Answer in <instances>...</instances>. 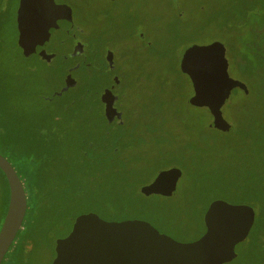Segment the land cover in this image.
<instances>
[{"label": "rangeland", "instance_id": "obj_1", "mask_svg": "<svg viewBox=\"0 0 264 264\" xmlns=\"http://www.w3.org/2000/svg\"><path fill=\"white\" fill-rule=\"evenodd\" d=\"M60 1L68 3L73 9L75 26L81 29L80 33L77 30L74 33L85 42L82 44L85 46L88 62H105L101 58L105 49L100 41L101 33H105L103 35L107 37V47L112 44L111 47L116 52V61L119 62L121 55H124L127 62L132 59V64L136 66L134 74L129 69L128 73H124L128 84L127 101L131 102L129 105L126 102L122 104L124 110L130 108L136 120L134 133H143L146 137L145 132L154 126L170 134L163 141L142 147L135 152V156L131 154L127 161L134 165L130 167L136 171L151 168L152 178H143L147 182L160 171L172 167H177L182 172L176 196L172 200L152 197L154 202L159 200L156 203L158 207H154L146 203L144 198L147 196L142 195L141 188L136 187L134 193L140 198L138 200H142V209L124 212L109 206L103 218L121 221L140 219L138 216L146 217L161 233H167L182 242L194 241L205 232V211L219 196L209 187L223 173L235 172L233 168L240 163V153L237 152L236 156L230 146H227L228 149L224 146V133L212 127L202 129L210 118L203 108L188 104L192 87L181 75L178 65L180 67L186 47L219 41L226 48L231 78L250 86V79L240 75L234 66L247 57L254 63L259 77L253 83L264 81V64L262 66L259 63L264 60V0ZM16 8L17 5L13 3L8 7L7 34L9 39L19 44ZM116 35L120 38L118 41L114 39ZM62 39H67L68 43L65 41L63 47L56 49L61 50L59 53L67 59L57 57L51 65L37 56L20 61L24 68L31 66L36 70V77L31 79L30 84L39 93L37 97L34 96L28 84L26 94L30 103H26V109L38 114L46 122L53 117L62 126L56 129L59 141L45 159L48 168L41 181L40 195L35 197L34 186L29 182L25 185L28 209L22 230L26 228L27 231L19 232L2 264H51L56 255V241L72 230L73 222L79 215L92 212L98 214L99 205L107 207L116 201L114 195H110L108 190L104 194V191L118 180L110 177L112 175L108 169H94L97 154L82 143L86 140H98L102 131L107 129L99 93L106 82H109V77L93 81L87 86L89 91L83 92V89L78 88V94L87 95L84 104L93 109L92 127L78 118L65 115L63 107L68 105L76 90L67 91L60 96L56 94L64 87L65 70L72 67L76 59L68 55L73 41L61 33L56 36V40ZM12 48L16 50L15 47ZM51 50L50 46L49 51ZM95 50L96 54H93ZM134 51L138 54L136 59ZM78 60L82 61L84 57ZM121 63L122 61L119 62L120 65ZM96 66L92 65L93 68ZM10 68L7 58L0 61L3 72H8ZM83 72L84 67H81L75 73V77L81 82ZM243 99L244 94L236 88L222 109L224 119L233 127L237 124V117L232 111L234 103L241 104ZM13 100H17L16 104L19 103L15 96ZM13 100L12 103L15 104ZM211 122L212 118L209 125ZM94 123L98 126L95 127ZM53 151L56 154L54 162ZM234 156L236 158H232ZM96 171L100 173L94 177ZM169 206L172 211L167 209ZM247 248L238 246L236 258L226 264H251L246 254Z\"/></svg>", "mask_w": 264, "mask_h": 264}, {"label": "trees", "instance_id": "obj_2", "mask_svg": "<svg viewBox=\"0 0 264 264\" xmlns=\"http://www.w3.org/2000/svg\"><path fill=\"white\" fill-rule=\"evenodd\" d=\"M12 3L16 4V1L0 0V61L7 58L11 67L6 73L0 69V154L6 157L14 166L25 185L29 182L32 187L34 186L33 193L35 197H37L40 195L41 181L44 180L46 169L48 168L45 159L49 157L48 154L59 141L56 129L62 125L59 123V120H53V117L46 122L45 119L41 118L38 114L31 113L26 109V103H30L27 99L26 89L28 84L31 83V79H35L36 70L31 66H26V68L21 66V59L26 61L29 60V58L23 56L21 49L18 48L19 45L15 43L13 39H9V35L7 34L9 26V15L7 11ZM103 34L105 33H101L102 38L100 41L102 48L106 51L109 49V46L107 47V37ZM115 38L116 40L120 39L118 35H116L114 39ZM11 46L15 47L16 50ZM250 48L251 47H249V49ZM17 49L20 52L17 51ZM68 55L71 56V50ZM135 56H138L136 52L134 58ZM241 62L242 63H235L234 66L240 75L243 77L247 76L248 79H250L251 84L249 87L246 86L248 89L247 93L237 88L244 94V99L241 104L234 103L235 105L232 109L237 117V124L231 132L214 129L226 135V143L224 146L227 149V146H230L232 152L236 156H238L237 152L240 153V163L233 168L235 172L223 173L217 179L218 181L214 180L209 188L219 195L217 199H223L236 204H249L255 208L256 221L254 227L247 240L238 246L248 247L246 254L251 264H264V81L253 83V81H255V79L258 80L259 77L257 76V71L251 59L244 57ZM126 63V69H123V73H128L127 70L129 69L132 70L134 74L136 66L132 64V59L128 62L126 61ZM259 63L263 66L264 60ZM121 66L124 67L123 62ZM128 66L130 68H128ZM179 68L178 65V69ZM89 69V66H87V68L84 67L86 73H89ZM17 70H22V72ZM174 74L178 75L177 72H174ZM181 75L191 84L186 74L182 73ZM9 79L12 81L8 82ZM93 81L95 80L85 77L87 85ZM127 85L128 84H126V87ZM30 87L32 88V84H30ZM30 92L36 97L39 94L36 88L35 90L33 88L30 89ZM192 95L193 88L191 96ZM14 96L19 99L18 104H16L17 100H13ZM190 97L188 98V102ZM120 99L121 104L126 102V104L129 105L131 102V100L127 101V93H122ZM12 100L15 104L12 103ZM77 103L78 105L70 106V108L68 106L63 107L62 112L68 115L69 118H78L81 122H86L92 127L93 123H91V120L93 114L91 113L88 116L87 110L89 108L84 104L85 100L78 101ZM188 104L194 107L190 102ZM129 109L130 108L125 109V119L123 118L125 125L123 127L118 126V128L110 129L108 127L110 124L106 121L110 118L106 115L104 119L107 129L102 131L99 139H92V142L87 140L82 142L87 149L97 154L94 159V169H108L110 170L109 174L112 175L110 177L118 180L116 183L110 185L109 188H105L106 191H104V194H106L108 190L110 195L116 197V201L110 203L107 207L99 205L98 215L102 218L103 214L106 213L105 210H108L107 208H109V206L110 208L115 207L124 212L130 211V209H142V200H138L140 198L136 197L134 191L136 187L140 188L144 185L143 183H147V181L143 180L144 177L145 179H148L149 176L152 178L151 168L136 171L130 167L134 164H128L127 159L131 154L135 156V152L142 147L146 148L154 142L163 141L170 135L154 126H151L149 129L147 128L148 130L145 132L146 137L143 133L141 135L137 133L136 135V133H134L136 120ZM203 110L211 119L212 116L209 110L207 108H203ZM126 112L128 117H126ZM118 118L121 119V116ZM210 119L202 129L210 127ZM94 126L97 127V123H94ZM91 133L93 134L94 132L91 131ZM53 154L52 162L56 159L54 151ZM236 156L232 158H236ZM98 173L100 172H94V177L95 174ZM9 197L10 191L8 181L3 171L0 169V228L8 209ZM144 199L147 204L149 203L154 207H158L156 203L159 202V200L154 202L152 197H146ZM169 200L172 199L169 198ZM167 209L172 211L171 206ZM138 217L149 221L153 225L150 219L141 216ZM25 231H27L26 228L22 230L23 233H25ZM16 245L18 247V244ZM14 251H16V248Z\"/></svg>", "mask_w": 264, "mask_h": 264}, {"label": "water", "instance_id": "obj_3", "mask_svg": "<svg viewBox=\"0 0 264 264\" xmlns=\"http://www.w3.org/2000/svg\"><path fill=\"white\" fill-rule=\"evenodd\" d=\"M60 9L64 11L65 24L66 21L69 23L65 25V32L68 33L73 26L72 9L66 5L60 6ZM18 42L26 56L36 52V45L43 47L24 33H20ZM76 51L77 48L72 51L73 56ZM226 53L225 45L219 41L191 45L183 51L180 70L192 84L190 104L209 110L212 116L210 127L231 132L234 127L226 122L222 109L229 102L233 90L240 88L247 93L248 89L244 83L230 77ZM72 86L67 76L64 87L56 95H61ZM115 100L110 90L102 95L108 118L115 114L120 117L113 108ZM0 169L10 191L8 209L0 228L2 264L23 229L28 200L25 183L2 154ZM181 177L182 172L177 167L161 171L151 185L142 188V192L172 196ZM255 221L253 206L216 199L204 214L205 233L194 241L182 242L161 233L145 220L108 221L94 212L81 214L75 219L70 233L56 241V255L51 264H226L236 258V247L247 240Z\"/></svg>", "mask_w": 264, "mask_h": 264}, {"label": "flooded vegetation", "instance_id": "obj_4", "mask_svg": "<svg viewBox=\"0 0 264 264\" xmlns=\"http://www.w3.org/2000/svg\"><path fill=\"white\" fill-rule=\"evenodd\" d=\"M15 1L17 5V8H16V23H17V28H18L17 40H19L20 33H24L26 37L28 36L33 37V42L36 41L39 44H42L43 46L41 47L39 45H36V48H37L36 52H34L33 54L29 56H26L24 54L23 48L20 46L23 56L25 58L28 57L29 59L32 56H37L39 59L44 61L46 64H50V65L55 59H57V57H61V60L62 59L65 60L67 59V57H64L62 53H59L61 52V50H58L56 48L63 47L65 45V41L68 43V40L62 39L58 41L56 40V36L61 33L64 36L68 37L70 40L73 41L72 47H71L73 49L72 51H74V49L77 48V51H76L77 54L73 56L72 51H71V57L73 59H76V62L68 70H65L66 71L65 81L68 76V80H71V83L73 86L70 87L67 91L76 90V92L74 93V95H72V97L69 100L68 105L66 106L70 108V106L78 105L77 103L78 101L85 100L87 96L85 93L78 94L79 92L78 88L83 89V92L85 90L89 91L87 87L88 86L87 82H85V77H88L89 79H93L96 81L102 77L104 79H107L106 77L108 76L109 82L108 83L106 82V85L103 87L102 91L99 93V101L102 104V110H103L102 112H103V115L106 117L105 104L102 101V94L105 91L110 90L116 99L113 103V108L116 110L117 113L120 114L121 119L118 118V115L116 114L114 116H111L110 119L106 120L107 123L110 124V126L108 127L110 129L118 128V126L123 127L125 125V121L123 119L125 110L123 109V106L120 102L121 101L120 96L122 93H127L128 88L126 87L125 76L123 73V66H121L119 62L122 61L124 67L126 68V65H127L126 56L121 55L122 57L120 58L119 62L116 61L117 55H116V52H114L113 49L110 48L112 46L111 44L109 45V49L105 51L103 56L101 55V58L104 59L105 61V62H102V64L104 63L103 67L101 66L102 64H100V62L98 61L94 60L95 64L88 62L87 61L88 56L86 55L87 52H85V46L83 45L85 42L82 41V39H79L78 35L74 33L75 30H77V32L80 33L81 29L79 30L76 28L73 9L68 3L62 2L60 0H15ZM110 1L113 2L116 0H110ZM63 5L69 6L72 9L73 26L71 27L68 33L65 32V25H68L69 23L66 21V24H65V20L63 19L64 11H62L63 8L62 10L60 9V6H63ZM20 25H22V28H20ZM83 38H85L84 35H83ZM115 41H118V40H116L115 38ZM80 44L83 47H81ZM50 46L52 49L51 51H49ZM92 53L96 54V50L95 52L93 51ZM83 57H84V60L82 61L78 60V59H82ZM92 65H97V66L96 68H93ZM87 66L90 67L88 71L89 73H86V71L84 70L82 74L83 77H81V80H82L81 82L80 79L78 80V78L75 77V73L78 72L81 67L87 68ZM89 85H91V83H89ZM87 112H88V116L91 113L94 115L93 109L91 108H89ZM159 173H157L156 176L152 180H150L149 182L145 183L144 185L140 187L141 188L140 192L142 195H146L142 192V188H144L145 186L151 185ZM176 192L172 196H167L163 194H151V195H146V196L150 198L151 197L174 198V196H176ZM141 220H144V219H141Z\"/></svg>", "mask_w": 264, "mask_h": 264}]
</instances>
